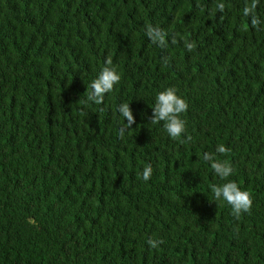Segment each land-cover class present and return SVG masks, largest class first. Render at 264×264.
Wrapping results in <instances>:
<instances>
[{
  "label": "trees",
  "instance_id": "16d2710c",
  "mask_svg": "<svg viewBox=\"0 0 264 264\" xmlns=\"http://www.w3.org/2000/svg\"><path fill=\"white\" fill-rule=\"evenodd\" d=\"M245 3L0 0V264H264V32ZM109 60L121 80L97 105ZM168 87L189 105L179 139L149 122ZM219 144L253 198L239 218L211 192Z\"/></svg>",
  "mask_w": 264,
  "mask_h": 264
},
{
  "label": "clouds",
  "instance_id": "9594fccd",
  "mask_svg": "<svg viewBox=\"0 0 264 264\" xmlns=\"http://www.w3.org/2000/svg\"><path fill=\"white\" fill-rule=\"evenodd\" d=\"M258 0H246L242 8L241 15L250 19L251 26L257 31L264 32V15L258 14L256 9ZM225 5L219 3L217 8L220 11L224 10ZM148 39L155 45L161 48H166L168 45L167 33L158 28L148 26L146 28ZM176 41L173 40L172 43ZM184 46L188 51H191L195 45L193 42L184 41ZM111 60L106 62L105 67L99 72L98 76L91 83V91L88 95V100L100 105L104 103L107 94L113 92L114 88L120 83L121 75L115 67L111 66ZM189 105L186 99L178 93L175 87H168L160 91L155 96L154 106L151 107V117L149 122H163V128L167 135L172 139H179L186 135V121L182 118V114L187 112ZM119 115L123 117V125L120 128L119 135L123 138L126 133L132 130V125L136 123V117L130 107V103H122L117 109ZM188 139H191L188 137ZM227 149L223 144L216 146L215 151L205 152L203 160L207 162L213 173L221 181V184H213L211 192L215 202H226L231 206L232 214L239 218L244 213H249L252 209L253 198L251 194L242 189L238 183L229 179L234 174V169L227 161L218 159L217 154L226 153ZM153 174L151 165L146 166L142 171V179L147 182ZM162 241L148 240V244L156 248Z\"/></svg>",
  "mask_w": 264,
  "mask_h": 264
}]
</instances>
